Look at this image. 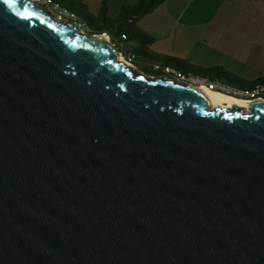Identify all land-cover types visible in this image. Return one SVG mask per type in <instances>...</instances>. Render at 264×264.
<instances>
[{
  "label": "water",
  "instance_id": "95a60500",
  "mask_svg": "<svg viewBox=\"0 0 264 264\" xmlns=\"http://www.w3.org/2000/svg\"><path fill=\"white\" fill-rule=\"evenodd\" d=\"M32 0H0V264H264V104L210 108Z\"/></svg>",
  "mask_w": 264,
  "mask_h": 264
},
{
  "label": "crops",
  "instance_id": "0c3cea01",
  "mask_svg": "<svg viewBox=\"0 0 264 264\" xmlns=\"http://www.w3.org/2000/svg\"><path fill=\"white\" fill-rule=\"evenodd\" d=\"M103 1L69 2L83 6L86 13L93 6L98 18L96 20L93 15L92 18L98 22ZM139 1L105 0L104 17L110 21L117 20L121 7H129ZM146 19L147 26L143 25ZM125 23L131 33L148 36L152 41L156 38L158 41H169L178 48L186 46L217 54L225 62L220 66L241 81L246 82L237 77L234 70L242 67L255 68L264 76L263 0H164L151 13ZM110 32L116 38L118 49L120 44H124L125 49L120 51L123 55H128L125 53L130 47L137 45L134 40L122 42L115 29ZM103 35L109 39L106 34ZM137 64L142 66L140 62Z\"/></svg>",
  "mask_w": 264,
  "mask_h": 264
},
{
  "label": "trees",
  "instance_id": "16d2710c",
  "mask_svg": "<svg viewBox=\"0 0 264 264\" xmlns=\"http://www.w3.org/2000/svg\"><path fill=\"white\" fill-rule=\"evenodd\" d=\"M48 1L50 7L55 8L56 11H63L66 14H71L74 16L75 20L84 25L83 29H86L89 34H106L111 43L115 44V36L111 34V30L115 29L118 33V37L122 42H128L134 40L136 46L130 47L128 53L133 56V63L135 67L149 76L162 77L166 75L165 70L173 71V74H168L173 76L174 73L191 74L200 78H206L209 81H218L229 87L238 89L240 91H249L257 86L264 88V79L247 83L235 78L233 75L226 71H223L219 67L213 69H203L196 66H192L187 62L174 60L167 57H157L149 53L146 47L151 43L152 39L148 36L141 34H133L125 27L128 21H132L133 18L140 17L151 13L159 4L164 0H141L132 6H123L120 9L119 17L117 20L110 21L107 20L105 15V0L102 2L101 7V23L95 21L91 15L84 11L83 6L75 4L74 2H69L70 0H45ZM264 1V0H263ZM47 7V3L43 4ZM49 7V6H48ZM117 48V46H116ZM118 50V48H117ZM119 51V50H118ZM140 62L142 66L137 63ZM141 67V68H140Z\"/></svg>",
  "mask_w": 264,
  "mask_h": 264
},
{
  "label": "bare ground",
  "instance_id": "6f19581e",
  "mask_svg": "<svg viewBox=\"0 0 264 264\" xmlns=\"http://www.w3.org/2000/svg\"><path fill=\"white\" fill-rule=\"evenodd\" d=\"M33 2L35 0H32ZM36 2V1H35ZM39 4L47 3V8L49 11H55L54 7H50V4L48 1L45 0H39ZM37 4V3H36ZM38 5V4H37ZM49 6V7H48ZM60 14V15H58ZM55 18H57V21H63V22H69V23H75L78 25V27L83 30L81 24L75 20L74 16L71 14H66L63 11H56ZM85 32V30H84ZM103 34L97 35L102 36ZM104 37H106L104 35ZM107 38V37H106ZM104 43H109V39L107 38ZM117 60L119 62L124 63L123 61H128L130 63H133V56L132 55H123L120 54L117 56ZM125 64V63H124ZM129 67V66H128ZM169 71V70H165ZM182 74V73H180ZM166 78L165 76H162ZM193 79L194 82L199 83H208V82H215L216 84L225 87L226 89L230 90L231 92H235L238 95H241V99L236 98L235 96H231L229 93H220L219 87H210L209 85H201V87L197 88V91L201 93L209 103L210 108H221V109H227L232 110L233 108H243L244 113L249 114L250 112V101H254L255 99H260L264 103V88L261 86H257L249 91H240L238 89L229 87L221 82L218 81H209L206 78H200L197 76H193L191 74H182V79ZM172 79H179V73H174L172 76Z\"/></svg>",
  "mask_w": 264,
  "mask_h": 264
},
{
  "label": "rangeland",
  "instance_id": "374dc122",
  "mask_svg": "<svg viewBox=\"0 0 264 264\" xmlns=\"http://www.w3.org/2000/svg\"><path fill=\"white\" fill-rule=\"evenodd\" d=\"M35 1L38 5L43 6V4L38 3L39 0H35ZM51 13L54 14L55 11H52ZM87 13L91 16L93 15V17L97 20L98 14L95 12L93 6H90L89 11ZM101 20L102 18L98 21V23H101ZM147 21L148 20L146 19L143 22V25L147 26L148 25ZM128 30H130V27H128ZM109 43L111 44L110 40H109ZM119 47H120L118 49L119 51L125 49L124 44H120ZM147 48L150 53L158 57H167V58H171L174 60L184 61V62L189 63L192 66H196V67L203 68V69H213V68L219 67L223 71L228 72L226 69L220 66L221 63L225 65L224 64L225 62L220 58V56L217 54L208 52V51L193 49L190 47L186 48V46L178 48V46L173 45L169 41H163V40L158 41L156 38L148 45ZM120 54L121 53H119V55ZM137 71L141 72L138 67H137ZM234 71H237L235 73L237 77L241 78L242 80H245L248 83H252L253 81L264 78L262 73L257 72L255 68L242 67ZM172 74H173V71H172ZM153 77H156V76H153Z\"/></svg>",
  "mask_w": 264,
  "mask_h": 264
},
{
  "label": "built area",
  "instance_id": "2783aa9c",
  "mask_svg": "<svg viewBox=\"0 0 264 264\" xmlns=\"http://www.w3.org/2000/svg\"><path fill=\"white\" fill-rule=\"evenodd\" d=\"M54 14H56V13H54ZM58 15H60V14H58ZM82 31H84V30H82ZM112 45L116 48L115 44H112ZM123 62L127 66L132 68L133 70L137 71V68L135 67L134 63H130L128 61H123ZM170 73H172V72L171 71H166V79H171V80L176 81L178 83H181V84H184V85H189V86H192V87H195V88H199V87H201V85H209L210 87H219L220 93H229L231 96H235L236 98L241 99V95H238L235 92H231L230 90L226 89L223 86H220V85L216 84L215 82L199 83V82H194V80L190 79V78L189 79H182V74H180V73H179V79H172V76L168 75ZM250 102L252 103L253 101H250Z\"/></svg>",
  "mask_w": 264,
  "mask_h": 264
}]
</instances>
